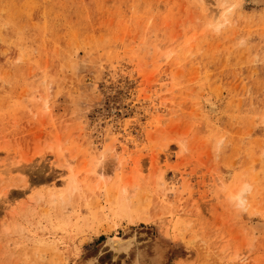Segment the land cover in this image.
Segmentation results:
<instances>
[{"label": "rangeland", "instance_id": "obj_1", "mask_svg": "<svg viewBox=\"0 0 264 264\" xmlns=\"http://www.w3.org/2000/svg\"><path fill=\"white\" fill-rule=\"evenodd\" d=\"M0 159V264H264V0H0Z\"/></svg>", "mask_w": 264, "mask_h": 264}, {"label": "bare ground", "instance_id": "obj_2", "mask_svg": "<svg viewBox=\"0 0 264 264\" xmlns=\"http://www.w3.org/2000/svg\"><path fill=\"white\" fill-rule=\"evenodd\" d=\"M204 1L205 0H200V2L201 3H204ZM215 11H217V10H215ZM211 12H213V10H211ZM219 15H220V12L218 13ZM209 16H210V24H215L216 25V28H218L220 25H222L223 23L221 22V20H220V16L219 15H214V16H211V14L209 13L208 14ZM217 30V29H216ZM208 100V99H207ZM210 100V99H209ZM208 100V101H209ZM207 101V102H208ZM151 103H152V107L154 108V109H156V106H155V104H154V98H152L151 99ZM208 104V103H207ZM207 109H209L210 110V112H213V113H215L216 111H217V109H216V106H214L212 103L211 104H209L208 105V107H207ZM152 113V112H151ZM133 142V141H132ZM122 148H125L124 146L122 147ZM2 159V158H1ZM0 159V160H1ZM0 162H2V161H0ZM66 165V164H65ZM5 167V169H0V180H2V179H4V178H6V177H8V175H10V174H13L14 172H18V167H16V166H10V165H6L5 163H2V165L0 166V167ZM64 167H67V166H64ZM65 170H66V168H65ZM67 172L69 173V179H70V181H68L69 183H68V185H69V188H76L77 189V186L76 185H78L77 183L75 184V176L74 175H72V176H74V178L73 177H71L70 175V173H71V170H70V168H68L67 169ZM65 174V173H64ZM3 181V180H2ZM65 181V180H64ZM246 183V182H245ZM240 184V183H239ZM242 184H244V183H242L241 182V184L239 185V186H236L237 188H235L234 190H232V191H230V193H229V196L231 195V194H233V193H235V192H237L239 189H240V187H241V185ZM63 185V184H62ZM72 189V190H73ZM75 190V189H74ZM68 193V192H67ZM53 195V194H52ZM60 195H61V197H60ZM59 195V197L60 198H62V199H60V200H62L61 201V204H63V201L65 202V198H63V196H62V194H60ZM67 202V201H66ZM245 205V204H244ZM244 207V206H243ZM240 208H242V207H240ZM111 239V238H110ZM121 239V238H120ZM131 239V238H130ZM113 240H114V238H113ZM117 240H119V239H116L115 241H117ZM121 241V240H120ZM125 240H122V242H124ZM119 242V241H118ZM118 242H116V250H120V246H121V244L119 245V243ZM126 242V241H125ZM113 245H115V244H113ZM130 245V244H129ZM124 246V245H123ZM126 247V246H125ZM113 248H114V246H113ZM112 248V250H114ZM122 249H123V247H122ZM118 250V251H119ZM122 251V250H121Z\"/></svg>", "mask_w": 264, "mask_h": 264}, {"label": "clouds", "instance_id": "obj_3", "mask_svg": "<svg viewBox=\"0 0 264 264\" xmlns=\"http://www.w3.org/2000/svg\"><path fill=\"white\" fill-rule=\"evenodd\" d=\"M227 7H228L229 12L235 11L234 7L232 6H227ZM207 27L213 31L216 30L215 24H208ZM244 43L245 41L242 39L240 41V44L243 45ZM223 141H224V138L222 137L218 138L216 141L215 148L219 149L220 146L223 144ZM251 190H252V186L250 184H247V183L242 184L240 189L237 192L229 196V202L236 207H243L244 204L246 203V197L250 194Z\"/></svg>", "mask_w": 264, "mask_h": 264}]
</instances>
